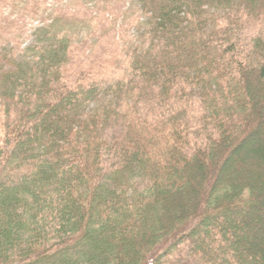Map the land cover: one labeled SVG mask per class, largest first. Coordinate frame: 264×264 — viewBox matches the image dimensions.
<instances>
[{"label":"trees","instance_id":"obj_1","mask_svg":"<svg viewBox=\"0 0 264 264\" xmlns=\"http://www.w3.org/2000/svg\"><path fill=\"white\" fill-rule=\"evenodd\" d=\"M136 2L104 84L0 34V264H264V0Z\"/></svg>","mask_w":264,"mask_h":264},{"label":"rangeland","instance_id":"obj_2","mask_svg":"<svg viewBox=\"0 0 264 264\" xmlns=\"http://www.w3.org/2000/svg\"><path fill=\"white\" fill-rule=\"evenodd\" d=\"M138 6L136 0H0V34L10 46H25L35 29L52 23L71 40L65 82L104 84L126 78L131 54L147 42Z\"/></svg>","mask_w":264,"mask_h":264}]
</instances>
